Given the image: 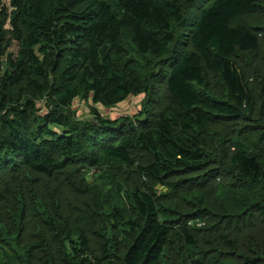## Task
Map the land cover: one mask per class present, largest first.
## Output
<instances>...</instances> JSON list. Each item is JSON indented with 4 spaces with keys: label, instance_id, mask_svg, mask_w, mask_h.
I'll return each mask as SVG.
<instances>
[{
    "label": "trees",
    "instance_id": "trees-1",
    "mask_svg": "<svg viewBox=\"0 0 264 264\" xmlns=\"http://www.w3.org/2000/svg\"><path fill=\"white\" fill-rule=\"evenodd\" d=\"M259 1L0 0V264H264V119L237 63L260 34L236 22ZM154 76L170 102L146 122L94 109Z\"/></svg>",
    "mask_w": 264,
    "mask_h": 264
},
{
    "label": "rangeland",
    "instance_id": "rangeland-1",
    "mask_svg": "<svg viewBox=\"0 0 264 264\" xmlns=\"http://www.w3.org/2000/svg\"><path fill=\"white\" fill-rule=\"evenodd\" d=\"M239 24H244L250 27L258 28L260 34V47L256 54H244L239 56L237 63L239 68L243 71L245 78L248 81V85L253 89L254 93V104L255 109L259 112L260 117L264 119V0L258 2L257 9L249 14L242 15L237 19ZM123 37L127 38L128 33L124 32ZM141 66H146V68L140 69L142 75H147L148 71L151 69V66H154L157 62L156 59L152 58L150 61L144 60L140 61ZM162 64H159L155 69L156 74L160 73L161 70H164ZM5 68L4 64L0 66V75L3 73ZM151 73V72H150ZM150 76V74H149ZM162 79V76L158 77ZM148 87L141 94L136 96H130L122 103H119L110 108H103L100 106H94L98 114L103 119H110L112 121H127L133 123L134 125L140 124V122H146L152 117V114L159 110L161 107L167 105L170 102V98L162 86L157 87L156 83L159 80L154 77H149ZM209 87L214 91L218 92L221 90V84L218 81V78L211 75L209 79ZM93 105L88 100L77 101L74 103L72 109L75 111V116L78 121H89L93 120V115L90 113ZM122 125V124H121ZM119 125V126H121ZM232 127V126H231ZM217 126L213 128V131H217ZM218 136H214L211 145L219 147ZM98 170L91 169L86 170V179L89 185L95 186L97 188H104L101 180L95 177V173ZM103 173V171H102ZM156 189H163L160 186H156ZM192 225H195L196 228H203L205 223L200 218L196 221L190 222ZM261 231V230H257ZM207 231H202L200 236L206 238L208 236Z\"/></svg>",
    "mask_w": 264,
    "mask_h": 264
}]
</instances>
